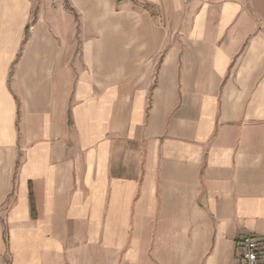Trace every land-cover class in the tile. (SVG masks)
Here are the masks:
<instances>
[{
    "label": "crops",
    "instance_id": "obj_1",
    "mask_svg": "<svg viewBox=\"0 0 264 264\" xmlns=\"http://www.w3.org/2000/svg\"><path fill=\"white\" fill-rule=\"evenodd\" d=\"M249 234L264 0H0V264H240Z\"/></svg>",
    "mask_w": 264,
    "mask_h": 264
},
{
    "label": "built area",
    "instance_id": "obj_2",
    "mask_svg": "<svg viewBox=\"0 0 264 264\" xmlns=\"http://www.w3.org/2000/svg\"><path fill=\"white\" fill-rule=\"evenodd\" d=\"M241 249L240 264H264V246L261 241L252 235H244L240 238Z\"/></svg>",
    "mask_w": 264,
    "mask_h": 264
},
{
    "label": "trees",
    "instance_id": "obj_3",
    "mask_svg": "<svg viewBox=\"0 0 264 264\" xmlns=\"http://www.w3.org/2000/svg\"><path fill=\"white\" fill-rule=\"evenodd\" d=\"M31 205H32V211L35 212V204H34L33 199H31Z\"/></svg>",
    "mask_w": 264,
    "mask_h": 264
}]
</instances>
